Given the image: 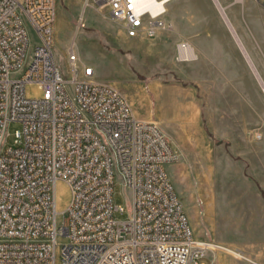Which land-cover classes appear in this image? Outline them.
<instances>
[{
  "label": "built area",
  "instance_id": "2783aa9c",
  "mask_svg": "<svg viewBox=\"0 0 264 264\" xmlns=\"http://www.w3.org/2000/svg\"><path fill=\"white\" fill-rule=\"evenodd\" d=\"M169 1L83 0L77 29L87 7L107 6L127 37H154L172 26ZM57 18L58 0H0V264H197L208 250L236 253L195 236L167 170L180 151L159 123L73 45L61 70ZM11 122L20 128L7 144ZM116 178L129 195L124 219Z\"/></svg>",
  "mask_w": 264,
  "mask_h": 264
},
{
  "label": "rangeland",
  "instance_id": "374dc122",
  "mask_svg": "<svg viewBox=\"0 0 264 264\" xmlns=\"http://www.w3.org/2000/svg\"><path fill=\"white\" fill-rule=\"evenodd\" d=\"M170 1L164 17L171 28L145 38L127 37L107 6L87 7L77 29L83 0H58L57 63L66 71L73 45L180 151L167 170L195 236L237 253L208 250L197 264H264V0H218L250 61L214 0ZM181 43L194 58H180ZM19 128L9 124L7 144ZM113 197L125 208L116 216L126 218L129 195L118 178ZM68 198L58 182L59 210Z\"/></svg>",
  "mask_w": 264,
  "mask_h": 264
},
{
  "label": "bare ground",
  "instance_id": "6f19581e",
  "mask_svg": "<svg viewBox=\"0 0 264 264\" xmlns=\"http://www.w3.org/2000/svg\"><path fill=\"white\" fill-rule=\"evenodd\" d=\"M171 2V1H170ZM228 26L230 27L229 23H228ZM231 29V27H230ZM232 33L234 34L236 40L238 41L239 43V40H238V37L235 35L234 31L231 29ZM240 47L242 48L243 52L245 53L246 57L248 58V60L250 61L247 53H246V50L245 48L243 47L242 43H239ZM179 54H180V58L182 60H185V59H192L195 57V52H194V49L193 47L189 44V43H181L180 46H179ZM261 81V80H260ZM263 87H264V84H263Z\"/></svg>",
  "mask_w": 264,
  "mask_h": 264
},
{
  "label": "water",
  "instance_id": "95a60500",
  "mask_svg": "<svg viewBox=\"0 0 264 264\" xmlns=\"http://www.w3.org/2000/svg\"><path fill=\"white\" fill-rule=\"evenodd\" d=\"M214 1H215V4L217 5L218 9L220 10L222 16L224 17L225 21H226L227 23H229L231 29L234 31L235 35L237 36V34H236V32H235V30H234L232 24L230 23V21H229L227 15H226V13H225V11H224V8L221 6V4L219 3L218 0H214ZM237 37H238V36H237ZM238 40H239V43H242V42L240 41L239 38H238Z\"/></svg>",
  "mask_w": 264,
  "mask_h": 264
},
{
  "label": "crops",
  "instance_id": "0c3cea01",
  "mask_svg": "<svg viewBox=\"0 0 264 264\" xmlns=\"http://www.w3.org/2000/svg\"><path fill=\"white\" fill-rule=\"evenodd\" d=\"M201 264H206L205 262H201Z\"/></svg>",
  "mask_w": 264,
  "mask_h": 264
}]
</instances>
